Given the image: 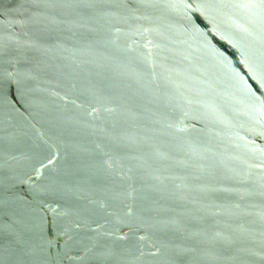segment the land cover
<instances>
[{"label": "water", "instance_id": "1", "mask_svg": "<svg viewBox=\"0 0 264 264\" xmlns=\"http://www.w3.org/2000/svg\"><path fill=\"white\" fill-rule=\"evenodd\" d=\"M0 264H264V0H0Z\"/></svg>", "mask_w": 264, "mask_h": 264}]
</instances>
